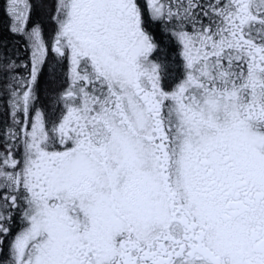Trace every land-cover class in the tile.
I'll use <instances>...</instances> for the list:
<instances>
[{"label":"snow or ice","instance_id":"6c2138e0","mask_svg":"<svg viewBox=\"0 0 264 264\" xmlns=\"http://www.w3.org/2000/svg\"><path fill=\"white\" fill-rule=\"evenodd\" d=\"M0 13V264H264V0Z\"/></svg>","mask_w":264,"mask_h":264},{"label":"trees","instance_id":"16d2710c","mask_svg":"<svg viewBox=\"0 0 264 264\" xmlns=\"http://www.w3.org/2000/svg\"><path fill=\"white\" fill-rule=\"evenodd\" d=\"M3 30V15L0 13V31Z\"/></svg>","mask_w":264,"mask_h":264}]
</instances>
